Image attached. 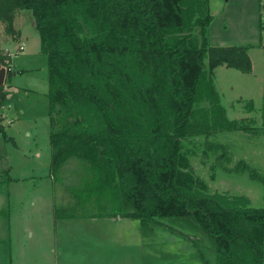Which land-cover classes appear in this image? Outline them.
Here are the masks:
<instances>
[{
	"label": "trees",
	"instance_id": "1",
	"mask_svg": "<svg viewBox=\"0 0 264 264\" xmlns=\"http://www.w3.org/2000/svg\"><path fill=\"white\" fill-rule=\"evenodd\" d=\"M16 8L31 12L47 57L49 172L81 156L94 170L88 187L112 202L114 214L145 225L190 214L213 236L212 264H264V202L207 190L182 151L191 131L210 133L190 114L201 82L211 89L214 66L251 69L246 43L208 41L207 0H0L11 35ZM205 142L221 148L215 161L224 157L222 142ZM245 166L264 188V175L246 163L225 168ZM121 199L130 210L121 212ZM54 212L71 215L65 207Z\"/></svg>",
	"mask_w": 264,
	"mask_h": 264
},
{
	"label": "rangeland",
	"instance_id": "2",
	"mask_svg": "<svg viewBox=\"0 0 264 264\" xmlns=\"http://www.w3.org/2000/svg\"><path fill=\"white\" fill-rule=\"evenodd\" d=\"M256 1L207 0L208 41L246 43L251 70L214 66L211 89L201 82L190 114L210 133L191 131L182 151L204 188L246 194L251 204L262 205V180L247 166L225 168L240 160L264 175V54ZM15 25L25 47L3 62L10 65L3 82L10 83L11 104L3 89L0 264H212L213 236L190 214L158 216L146 225L125 214L111 219L116 208L88 187L94 170L76 154L57 174H49L47 57L28 13L21 11ZM205 141L222 142L224 157L215 161L221 148H208ZM120 201L121 212L131 209L128 201ZM55 207L71 215H56Z\"/></svg>",
	"mask_w": 264,
	"mask_h": 264
},
{
	"label": "crops",
	"instance_id": "3",
	"mask_svg": "<svg viewBox=\"0 0 264 264\" xmlns=\"http://www.w3.org/2000/svg\"><path fill=\"white\" fill-rule=\"evenodd\" d=\"M21 11H24L25 14L28 13V15L30 17V20H31V23H32V25L34 27V22H33V17L31 15V12L28 9H26V8H16L14 10L13 19H12V25H13L14 29H16V31H15V33H13V35L7 33L5 31V29H3V22L0 20V51L6 52L8 54V63H9V57H10L11 54H14V53H16L18 51H21L25 47V42L20 37V29H18L17 26L15 25V18L17 17V15ZM36 31H37V29H36ZM37 33H38V31H37ZM38 37H39V34H38ZM19 44H21V47L19 46ZM213 44H215V43H213ZM251 62H252V59H251ZM9 67H10V65H9ZM9 84L10 83L6 82V84L4 85L3 89H4L5 99L8 100L9 104H11V99H9L11 94L7 91V90H9V88H8L10 86ZM4 106H5L4 103H2V105L0 106L1 107L0 116L4 115V113H3ZM250 111H254V110L250 109ZM48 122H49V118H48ZM48 131H49V129H48ZM59 169H60V167H59ZM59 169H58V172H59ZM49 174L52 176V174L50 172H49ZM118 217H120L119 213H115L114 215L111 216V219H115V218H118Z\"/></svg>",
	"mask_w": 264,
	"mask_h": 264
},
{
	"label": "built area",
	"instance_id": "4",
	"mask_svg": "<svg viewBox=\"0 0 264 264\" xmlns=\"http://www.w3.org/2000/svg\"><path fill=\"white\" fill-rule=\"evenodd\" d=\"M257 22H258V40L261 45H264V0H257ZM21 47V44H19ZM1 63V62H0ZM3 64V63H2ZM5 70L9 67V64H4ZM2 105V101L0 99V106ZM1 113V112H0Z\"/></svg>",
	"mask_w": 264,
	"mask_h": 264
},
{
	"label": "water",
	"instance_id": "5",
	"mask_svg": "<svg viewBox=\"0 0 264 264\" xmlns=\"http://www.w3.org/2000/svg\"><path fill=\"white\" fill-rule=\"evenodd\" d=\"M4 75H5V65L0 63V84H2L3 86L5 85L3 82Z\"/></svg>",
	"mask_w": 264,
	"mask_h": 264
}]
</instances>
